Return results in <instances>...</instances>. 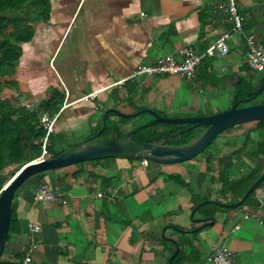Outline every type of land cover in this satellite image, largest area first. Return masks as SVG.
<instances>
[{
	"label": "crops",
	"instance_id": "1",
	"mask_svg": "<svg viewBox=\"0 0 264 264\" xmlns=\"http://www.w3.org/2000/svg\"><path fill=\"white\" fill-rule=\"evenodd\" d=\"M48 2V14L27 21L33 37L19 43L15 68L0 76V96L31 106L27 109L50 103L42 118H56L50 133L60 141L99 130L110 107L125 113L149 107L170 117L215 114L235 103L241 81L258 80L257 85L263 74L246 63V35L264 43V0H238L243 33L233 30L227 12L217 10L218 0ZM225 33L230 52L205 57L195 78L163 73L116 84L140 64H154L166 54L182 60V48L203 52ZM99 89L94 98L83 99ZM109 115L114 122L124 117ZM260 138L253 121L229 128L205 153L185 162L110 157L35 175L15 194L0 261L23 264L35 245L29 264H215L211 255L225 244L237 251V264H264V183L255 204L225 209L215 203L240 199L223 190V179H239L264 164V156L253 155ZM41 157H53L52 152L43 148ZM11 169L0 175V193L13 177ZM44 183L57 191L55 201L36 199ZM207 200L215 205L199 210ZM195 207L196 217L216 221L179 231L202 224L192 219ZM34 223L40 232L32 230Z\"/></svg>",
	"mask_w": 264,
	"mask_h": 264
},
{
	"label": "water",
	"instance_id": "2",
	"mask_svg": "<svg viewBox=\"0 0 264 264\" xmlns=\"http://www.w3.org/2000/svg\"><path fill=\"white\" fill-rule=\"evenodd\" d=\"M9 18L26 19L36 21L43 16V10L37 9L31 1H27L22 9L8 10L1 13ZM264 90V78L254 94L251 97L237 100L228 109L210 115H192L170 117L160 114L158 111L146 107L132 113H125L118 108L110 107L106 109L102 117V125L100 129L93 135L87 137L80 143L70 147L57 156L45 158L41 157L25 163L20 170L4 185L0 193V259L4 253L8 235L10 232V223L12 217V204L15 194L19 187L29 178L40 173L54 170L79 162L96 160L110 157H131L145 160H151L162 164L185 162L202 154L208 147L229 128L253 121L264 119V103H256L241 106L243 102H249L260 95ZM111 112L117 113L119 116L135 117L142 113H150L154 118L132 130L124 133L116 139L97 140V138L105 130L108 122V116ZM174 123V124H190L188 127L173 133V136L182 134L186 131L194 129L206 130L202 131L200 136L193 142L185 145H171L154 141H139L131 139V136L144 127L154 125L156 123ZM168 137H166L167 139ZM96 140V141H94ZM264 183V171L250 186L244 196L234 203H224L216 201L220 206L234 208L242 205L245 200L254 191H256ZM214 202L207 200L204 202ZM198 207H195L191 213L195 222H201L198 227L192 230H182L181 232H191L200 230L216 221L214 216L198 218L195 216Z\"/></svg>",
	"mask_w": 264,
	"mask_h": 264
},
{
	"label": "trees",
	"instance_id": "3",
	"mask_svg": "<svg viewBox=\"0 0 264 264\" xmlns=\"http://www.w3.org/2000/svg\"><path fill=\"white\" fill-rule=\"evenodd\" d=\"M27 1H31L37 8L43 10V16L48 14L49 2L48 0H0V76L10 74L15 68V64L20 57V42L29 41L33 37L34 28L27 24L26 19L9 18L8 16L1 14L8 10L22 9ZM264 78V72L257 85H253L251 81L243 80L237 87L235 94V102L239 99L251 97L254 94V90L258 88ZM3 83L0 81V91ZM248 86V88H245ZM256 103H264V90L256 98L249 102H243L240 105H249ZM50 106L46 104L44 109H48ZM44 109L33 108L27 109L26 107L15 104L12 99L3 98L0 96V175L8 169H11L10 175L14 176L18 170L27 162L34 160L41 156L43 151V141L47 136L48 128L43 123ZM140 108H137V110ZM148 114V119L142 120L139 124H134L133 127L142 125L149 120L153 119V115ZM142 114V115H143ZM111 115L108 116V122L105 130L101 135H105L109 129V121ZM133 117H121L122 120L128 121ZM118 121H115L117 123ZM160 123H156L152 126L157 127ZM164 124V123H162ZM171 125L170 130L160 131L151 127H144L137 133L141 134L139 141H154L162 142L171 145H185L195 141L207 126L202 129L186 131L182 134L173 136L172 134L178 132L181 129L188 127L190 124L178 125L174 123H165ZM258 128L261 131V138L257 142V147L253 151V155L260 159L264 156V119L258 121ZM155 129V130H153ZM145 130H152L151 134L153 139L150 140L145 134ZM134 135V134H133ZM122 134H120L121 137ZM166 137H168L166 139ZM52 133L49 134L47 140V151L52 152V156H57L65 150H53L50 149V141ZM114 139V138H113ZM98 140V139H97ZM96 141V140H94ZM250 142V138L244 143L243 149ZM206 150L203 152L205 153ZM264 164L260 163L254 167H250L249 170L244 173L239 179L227 180L223 179V190L231 192L237 199L242 198L254 181L262 174ZM39 175V174H38ZM5 184V183H3ZM1 189V186H0ZM254 191L245 202L239 207L245 204L253 203ZM208 204H214L210 202L207 204L202 203L199 210L204 209ZM219 207V206H218ZM228 209V207H221ZM0 264H17L14 262L0 261Z\"/></svg>",
	"mask_w": 264,
	"mask_h": 264
},
{
	"label": "built area",
	"instance_id": "4",
	"mask_svg": "<svg viewBox=\"0 0 264 264\" xmlns=\"http://www.w3.org/2000/svg\"><path fill=\"white\" fill-rule=\"evenodd\" d=\"M217 10H223L229 14L234 21L233 30L243 33L245 16L239 11L238 0H218ZM230 33H225L217 40H215L210 46L203 52L196 51L194 49L184 47L180 50V54L183 56L182 60H179L175 54H166L162 56L154 64H140L135 71L125 80H120L116 84H124L126 80H135L147 75L156 74H173L182 78L192 79L196 76V71L200 63L205 57H215L227 55L231 48L228 43ZM247 51H246V63L254 72H264V43L256 39L252 35H246ZM145 80H142L144 83ZM112 85L105 87L109 88ZM99 90H96L88 95H85L83 99L94 98ZM31 106L27 105V108ZM54 119L48 117L43 118V122L47 125L48 134L53 130ZM44 139L43 148L44 153L47 152V139ZM36 199L43 203L55 201L57 199V191H55L48 183L42 184L36 191ZM32 230L40 232L41 226L34 223L31 224ZM35 245H32L23 264H29L31 261L32 249ZM237 251L231 249L225 244L216 247L211 255V260L215 264H237Z\"/></svg>",
	"mask_w": 264,
	"mask_h": 264
},
{
	"label": "rangeland",
	"instance_id": "5",
	"mask_svg": "<svg viewBox=\"0 0 264 264\" xmlns=\"http://www.w3.org/2000/svg\"><path fill=\"white\" fill-rule=\"evenodd\" d=\"M258 76H259V78L262 77V75L261 76L258 75ZM257 81L258 80H256L254 82L255 85H256ZM148 117H149L148 114L139 115L137 117H133L131 119L132 121H130V122H124V120H122L121 118H120V120H118L117 123H115L113 120H110L109 121V129H108L107 133L105 135H100L97 139L98 140H107V139L119 138L118 136H120V134L123 135L124 133L132 130L133 128H135V127H133L134 124H139L142 120L148 119ZM178 125H184V123L178 124ZM149 127L154 128L155 126L151 125ZM155 129H158L160 131H166V130H170L171 129V125H168V124H165V123L164 124L161 123L157 127H155ZM155 129H153V130H155ZM194 130H196V129H194ZM97 131H98V129H94L93 132L90 135L95 134ZM151 131L152 130H145V134L147 135V138L150 139V140L153 139ZM89 136H86L83 133H79V134L75 133L73 135V137H71L70 139H66L64 141H62V140L60 141L59 140L60 136H57V135L53 134L52 138H51V141H50V144H49L50 145V149H53V150H67L70 147H72L73 145H76V144L80 143L81 141H83L84 139H86ZM140 137H142L141 134H138L136 132V133H134V135L131 136V139L140 140Z\"/></svg>",
	"mask_w": 264,
	"mask_h": 264
},
{
	"label": "flooded vegetation",
	"instance_id": "6",
	"mask_svg": "<svg viewBox=\"0 0 264 264\" xmlns=\"http://www.w3.org/2000/svg\"><path fill=\"white\" fill-rule=\"evenodd\" d=\"M204 130H206V129H204Z\"/></svg>",
	"mask_w": 264,
	"mask_h": 264
}]
</instances>
